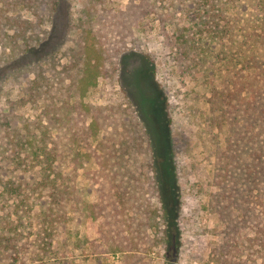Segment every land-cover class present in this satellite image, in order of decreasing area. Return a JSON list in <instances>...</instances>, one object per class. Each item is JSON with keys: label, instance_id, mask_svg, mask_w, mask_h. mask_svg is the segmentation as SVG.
<instances>
[{"label": "trees", "instance_id": "16d2710c", "mask_svg": "<svg viewBox=\"0 0 264 264\" xmlns=\"http://www.w3.org/2000/svg\"><path fill=\"white\" fill-rule=\"evenodd\" d=\"M36 2L0 0L1 21L5 19L13 25L14 33L8 36L18 46L22 40L29 39L32 22L7 14L17 7L33 10ZM129 2V10L119 14L118 20L112 23L114 34L102 33L105 40L116 35L114 27H120L121 32L136 27V31L140 18L156 15L162 10L179 12L187 8L185 12L191 20V28L180 30L169 44L175 68L181 76L196 79L207 65H219L218 72L223 79L212 87L209 101L211 138H223L217 141L212 152L218 188L211 202L223 225L222 246L215 252L220 264H233L237 255L243 256V238L249 242L250 256L264 252V208L260 206L261 198L264 199V0ZM65 25L69 26L68 21ZM65 28L59 27L63 39ZM124 38L120 34L119 42ZM57 47L59 44H50L44 50L46 56H37L35 66L42 68V62ZM32 48L25 45L19 56L24 57ZM36 72L37 78L30 82L26 96L9 103L7 109L0 108V194L4 202L2 208L6 210L0 215V246L6 251L16 249L15 253L21 252L16 261L22 258V252L28 250L27 239L34 234L35 222L31 219L36 218L35 207L42 203L43 217L39 220L47 234L54 236L55 232L66 230L73 219L69 211H73L82 220L91 215L101 222V235L111 252L121 251L125 245L138 251L148 239L143 237L156 213L150 198L148 203L141 200L145 183L128 169L129 150L132 149L133 154L141 144L137 127L145 131L143 125L134 123V133L126 129V145L119 156L115 152L114 138L110 139L111 143L102 139L101 152H98L91 140L96 138L99 130L108 128L110 117L106 114L99 117L97 111H102L97 107L88 123L84 103L46 96L40 79L42 75L38 70ZM3 77L0 76V92ZM40 99H44L45 105L36 119L29 121L19 115V105L37 104ZM153 157L151 154V162ZM91 158H96L101 165V170L94 173L101 179L89 190L94 197L92 200L85 199V193L75 181L78 172ZM146 179L151 186L150 194L155 190L161 200L167 225L178 224L175 217L180 211L179 191L165 187L159 173L155 178L147 176ZM43 191H47L44 197ZM136 203L135 211L127 208ZM9 207H13L12 211H8ZM131 211H134L133 215H130ZM117 225L119 232L113 229ZM170 228L172 232L176 229ZM46 233H43L44 237L48 238ZM250 233L253 236L250 237ZM39 238H42L40 234ZM15 240L21 241L20 249ZM130 255L129 264H147L139 254Z\"/></svg>", "mask_w": 264, "mask_h": 264}, {"label": "rangeland", "instance_id": "374dc122", "mask_svg": "<svg viewBox=\"0 0 264 264\" xmlns=\"http://www.w3.org/2000/svg\"><path fill=\"white\" fill-rule=\"evenodd\" d=\"M129 3V0H37L33 10L17 7L7 15L31 21L33 26L29 39L22 40L19 46L8 36L14 33L13 25L0 18V76H4L0 108L7 109L9 103L24 98L38 70L46 96L72 103L81 101L86 106L88 123L97 107L102 111H97L99 117L105 114L110 117L108 128L99 130L91 140L98 152L102 139L111 143L110 139L114 138L119 156L126 145V129L134 133V123L142 124L145 131L137 127L141 144L133 154L129 150L128 169L145 183L141 200L148 203L150 198L156 209L154 221L143 237L148 239L138 251L125 245L121 251L111 252L101 235V222L91 215L82 220L73 211H69L73 219L68 228L51 236L41 227V203L35 207L36 218L31 219L35 224L33 236L26 238L28 250L16 261L21 252L6 251L0 246V264H129L133 253L139 254L147 264H220L215 251L222 246L223 225L211 202L218 188L212 152L223 138H211L209 101L212 87L222 81L223 75H219L216 63L207 65L196 79L181 76L175 68L169 44L180 30L191 28L187 8L182 12L162 10L140 18L136 31V27L122 32L120 27H114L116 35L105 40L102 33L114 34L112 23L129 10ZM67 21L69 26H64ZM51 27H54L52 31ZM59 27H66L64 39ZM120 34L125 36L121 43ZM50 44H59V48L42 62V68L35 66L37 56H46L44 50ZM25 45L33 48L21 57ZM44 105V99L37 104H21L18 113L31 121ZM75 126L79 127L78 122ZM151 154L155 157L152 162ZM100 170L98 160L91 158L78 172L76 185L85 193V199H94L89 190L101 179L94 175ZM156 173L165 187L179 191L180 211L175 217L178 224L167 225L160 198L155 190L150 194L152 190L146 178H155ZM46 194L43 191V197ZM1 198L0 194V215L6 212ZM137 204H129L127 208L135 211ZM260 206L264 208L263 198ZM9 208L12 211L13 207ZM122 219L127 223L124 216ZM28 227L30 222L26 224V234ZM170 227L176 229L172 232ZM118 228V225L113 227L115 232L120 231ZM39 234L42 238L38 239ZM248 243L244 238L241 240L243 256L237 255L233 264H264V252L250 256ZM15 244L17 249L21 248V241L15 240Z\"/></svg>", "mask_w": 264, "mask_h": 264}]
</instances>
